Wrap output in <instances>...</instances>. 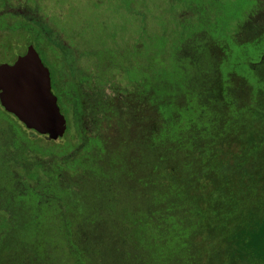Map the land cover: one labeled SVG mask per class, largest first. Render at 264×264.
Returning <instances> with one entry per match:
<instances>
[{
	"label": "rangeland",
	"instance_id": "obj_1",
	"mask_svg": "<svg viewBox=\"0 0 264 264\" xmlns=\"http://www.w3.org/2000/svg\"><path fill=\"white\" fill-rule=\"evenodd\" d=\"M31 45L68 130L37 136L0 105V264H73L68 239L88 264H152L177 243L159 179L178 159L206 162L204 194L264 189V0H0V63Z\"/></svg>",
	"mask_w": 264,
	"mask_h": 264
},
{
	"label": "trees",
	"instance_id": "obj_2",
	"mask_svg": "<svg viewBox=\"0 0 264 264\" xmlns=\"http://www.w3.org/2000/svg\"><path fill=\"white\" fill-rule=\"evenodd\" d=\"M30 44H36V42L32 41ZM172 129L169 126L166 130ZM164 133L163 130L162 134ZM172 141L175 144L178 142L174 138ZM261 160L264 161V156ZM166 162V159H160L161 164ZM196 162L178 159L180 174L172 175V177L163 173L160 176V186L164 192L161 194V200L162 203H166V206L165 215H161L159 220L164 222V226L168 224L173 231H176L178 244L172 245L169 248L170 252L159 255L156 253L147 263L158 264L172 261V264H264V189L257 187L256 192L248 196L245 189L227 188L226 186L231 184L228 182L231 178H226L221 185L213 183L214 189L204 194L199 175L203 173L207 177L209 171L204 160ZM220 168L223 174L228 173L225 161L222 159ZM25 183L26 185L23 184L25 188L30 185L28 191H33L36 185L44 184L29 179ZM25 192L26 190L21 193ZM149 212L154 216L158 209L155 212L151 209ZM144 216L148 217L146 213ZM190 218L194 219V223L189 221ZM138 221L136 229H139V232L146 230L149 234L151 228L148 225L152 224L142 222L141 219ZM70 230L67 225L65 232L67 238L71 234ZM218 235H221L220 245L213 247L209 240L217 239ZM151 239L152 235L146 241H149L150 247H153ZM68 240L70 247L68 250L72 254L73 264H88L85 256H77L79 249L88 247V240L78 242ZM141 240L139 238V244ZM203 240H206L207 247H201L200 243ZM155 251L161 250L155 248Z\"/></svg>",
	"mask_w": 264,
	"mask_h": 264
},
{
	"label": "water",
	"instance_id": "obj_3",
	"mask_svg": "<svg viewBox=\"0 0 264 264\" xmlns=\"http://www.w3.org/2000/svg\"><path fill=\"white\" fill-rule=\"evenodd\" d=\"M27 58L28 64L22 56L12 63H0V105L28 131L60 141L68 123L52 92L50 71L33 45Z\"/></svg>",
	"mask_w": 264,
	"mask_h": 264
}]
</instances>
